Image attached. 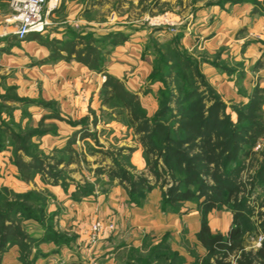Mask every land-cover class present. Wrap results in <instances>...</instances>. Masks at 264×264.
<instances>
[{
	"label": "rangeland",
	"instance_id": "1",
	"mask_svg": "<svg viewBox=\"0 0 264 264\" xmlns=\"http://www.w3.org/2000/svg\"><path fill=\"white\" fill-rule=\"evenodd\" d=\"M10 3L0 1V211L20 224L28 248L22 250L11 240L4 255L16 247L20 264H34L46 236L67 238L52 209L57 193L74 190L76 195H86L97 188H112L119 181L112 175L119 162L131 174L151 180L152 189L161 192L159 205L176 214L182 225L179 233L167 231L158 241L145 238L143 251L129 249L122 263L213 261L196 236L188 237L187 224L195 220L190 218L198 216L201 221L199 199L174 207L165 204L163 193L171 183L155 182L150 171L152 157L139 140L132 112L164 124L171 136H177L175 116L192 94L204 95L207 105L212 96L228 106L246 102L255 85L264 83V0H61L57 12L49 17L45 38L54 30L70 29L72 24L64 23L70 16L85 21L75 30L97 36L121 30L127 35L124 43H106L105 64L110 74L138 95L140 106L133 111L117 98L105 101L103 73L90 92L84 85L70 90L63 82L50 83L46 66L29 52L27 41L16 40ZM73 137L76 141L70 150ZM155 139L163 146V134ZM18 145L26 149L18 151ZM254 150L229 164L235 179L247 184L240 196L246 198L242 228L248 236V250H256L264 238V180L256 179L264 164V138ZM17 151L40 159L42 166L30 181L22 180L15 165ZM58 159L64 161L58 163ZM150 191H142L135 201L129 197L130 202H147ZM192 212L196 215H187ZM207 219L210 227L228 229L233 220L231 205L210 211Z\"/></svg>",
	"mask_w": 264,
	"mask_h": 264
},
{
	"label": "trees",
	"instance_id": "2",
	"mask_svg": "<svg viewBox=\"0 0 264 264\" xmlns=\"http://www.w3.org/2000/svg\"><path fill=\"white\" fill-rule=\"evenodd\" d=\"M33 37H40V34L31 33L26 40ZM127 38L121 30L99 36L75 31L69 39L40 41L50 51L47 59L76 60L90 70L103 73L106 78L102 95L108 97L105 101L117 98L125 108L133 111L140 106L138 95L126 89L121 78L110 74L105 64L106 43L118 45ZM183 62L189 65L187 60ZM193 96L195 94L191 95L192 98L175 116L177 136H171L164 124L151 122L135 110L132 112L135 131L139 134L146 154L152 157L150 171L156 183H171L163 193L165 204L174 207L185 200L199 199L202 212L200 228L195 236L207 256L213 257V261L207 264H264V238L256 250L246 249L249 240L242 228V209L246 198L240 196V193L247 189V184L237 181L229 168V164L240 154H253L255 146L264 138V87L257 84L247 101L240 106H228L215 96L210 98L212 102L207 105L204 95ZM232 113L236 114L235 119ZM160 134L164 135L163 146L155 142V137ZM25 138L29 140L30 134ZM75 141L74 137L70 139L68 149H72L71 145ZM23 149H26L24 145H18V151ZM18 151L15 165L22 180L30 181L35 169H40L42 164L37 156ZM63 161L57 160L58 163ZM116 164L112 175L119 178L133 201L142 191H150L154 187L147 177L133 175L121 167L119 162ZM256 179L264 180V164L257 171ZM254 183L252 181L250 185L253 187ZM226 204L232 207V223L225 233L213 232L207 215ZM24 237L20 224L0 211V264L11 240H15L22 250L28 248Z\"/></svg>",
	"mask_w": 264,
	"mask_h": 264
},
{
	"label": "crops",
	"instance_id": "3",
	"mask_svg": "<svg viewBox=\"0 0 264 264\" xmlns=\"http://www.w3.org/2000/svg\"><path fill=\"white\" fill-rule=\"evenodd\" d=\"M60 3L61 0L50 16L57 12ZM83 22L85 21L80 18L70 16L64 21L65 24H72L69 25L71 26L70 29L54 30L50 37L45 38L44 36L48 32L47 28L44 33L40 34V37H33L24 41L28 43L29 52H34L36 60L42 61L39 63L46 66L45 70L51 76L50 83L54 85L63 82V86L70 90H77L84 85V90L90 92L96 88V79L99 80L98 77L102 73L90 70L76 60L47 59L50 51L40 41L41 39L53 38L69 39L73 32L79 31L75 30L74 27ZM2 32L0 26V37L3 35ZM16 40L18 39L16 38ZM259 85L264 87V83ZM100 155L105 159L107 158L104 154ZM76 162L79 161L76 160ZM115 180H119V178L115 177ZM117 183L112 188H102L101 190L97 188L94 192L86 195H76L74 190L58 193L55 191L58 195V201L55 203V208L52 209L57 211L58 226L66 232L67 238L57 240L49 237V239L40 241L38 248L40 254L34 258V264H123L122 256L129 249H138L139 247L143 251L145 238L160 240L167 231H171L172 234L180 232L182 226L179 222L180 218H177L176 214L168 213L159 205L161 192L157 188L149 192L147 202L138 205L130 202V195L126 187L121 185L119 181ZM187 215L196 214L192 212V214ZM184 218L185 214L182 215V220ZM96 219L113 222L115 230L102 234L99 240L92 244L89 239L91 224ZM190 219H195L196 222L194 220L192 224H187L189 228L188 237H195L200 228L199 217L192 216ZM211 229L213 232L220 231L222 233L228 230L213 226ZM17 253V248L12 247L3 255L4 264H20ZM41 254H44L45 257L42 258Z\"/></svg>",
	"mask_w": 264,
	"mask_h": 264
},
{
	"label": "built area",
	"instance_id": "4",
	"mask_svg": "<svg viewBox=\"0 0 264 264\" xmlns=\"http://www.w3.org/2000/svg\"><path fill=\"white\" fill-rule=\"evenodd\" d=\"M59 5V0H11V22L15 24V35L24 41L31 33H44L50 25V14ZM106 76L103 75V79ZM113 222L96 219L91 224L90 242L96 243L102 234L112 231Z\"/></svg>",
	"mask_w": 264,
	"mask_h": 264
}]
</instances>
